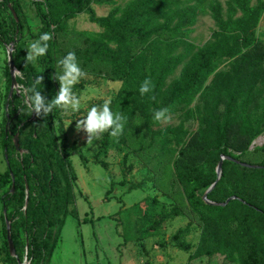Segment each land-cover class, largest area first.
Returning a JSON list of instances; mask_svg holds the SVG:
<instances>
[{"label":"trees","instance_id":"obj_1","mask_svg":"<svg viewBox=\"0 0 264 264\" xmlns=\"http://www.w3.org/2000/svg\"><path fill=\"white\" fill-rule=\"evenodd\" d=\"M94 2L114 8L106 17H98L91 8ZM34 4L42 24L36 37L43 33L52 36L48 53L35 67L25 61L27 46L17 44L24 30L18 3L0 2L20 20L12 19L8 29L0 22V40L15 44L13 57L21 74L17 82L26 96L29 86L42 76L41 94L51 100L60 87L51 79L58 58L75 52L82 76H104L109 82L121 84L110 107L128 118L120 135L122 144L128 145V135L139 120L148 138L136 152L153 151L156 155L152 157L176 156L172 186L180 188L183 207L167 212L155 198L145 199V208L133 206L131 212L136 215L140 235L136 241L154 236L168 220L182 213L201 229L191 264H264V147L250 151L264 135V41L257 36L264 0H256L255 5L252 0H227V11L216 0H132L123 8L114 0H35ZM206 11L217 31L203 48H197L189 38L200 14ZM83 13L102 32H84L67 41L68 22ZM146 78L155 87L141 96L139 86ZM10 86L11 80L8 94ZM82 89V84H75L74 95ZM23 98L14 93L8 99L4 118L8 166L0 175V192L6 186L9 189L1 196L6 215L3 212L0 219L6 237V221L11 223L15 257L7 239L5 245L12 263L23 260L18 223L22 221L30 235L32 264L37 258L48 264L69 215L77 176L70 161L73 152L65 136L60 144L55 131L54 121L63 124L62 110L38 118L27 110ZM162 107L182 121L176 126L159 127L152 115ZM189 120L196 121V129L187 126ZM11 121L14 124L8 131L6 125ZM17 134L24 153L15 159L14 154L20 153L13 142ZM79 157L86 166L85 156L79 153ZM222 157L227 160L221 180L207 199L218 205L235 198L224 207L203 200L216 182ZM25 186H29L27 212L24 203H19L7 214L15 200L25 197ZM37 188H41L39 199L35 196Z\"/></svg>","mask_w":264,"mask_h":264},{"label":"rangeland","instance_id":"obj_2","mask_svg":"<svg viewBox=\"0 0 264 264\" xmlns=\"http://www.w3.org/2000/svg\"><path fill=\"white\" fill-rule=\"evenodd\" d=\"M15 1L19 5V15L24 29L22 39L17 44L18 47L21 44L28 47L30 42L37 39L36 35L42 24L36 14L35 0ZM114 1L116 6L123 8L132 0ZM216 1L220 2L227 11V0ZM255 4L256 0H252V5ZM91 8L98 17H106L114 6L94 2ZM14 18L10 10L0 5V22L7 29L12 26ZM16 19L20 22L17 15ZM216 31L210 13L208 11L201 13L189 42L197 48H203ZM84 32L91 34L102 32L98 25L89 21L86 13L76 15L68 22L65 39L67 41L73 37L77 39V35ZM257 36L264 41V13L257 27ZM10 45L0 40V175L6 172L8 166L3 143V128L10 98L8 94L9 80H11L8 58ZM17 76L21 77L19 71ZM77 84H82L84 88L76 95L80 100V109L77 112H72L71 109L62 111V125L54 121L60 144L62 137L65 136L66 144L73 152L70 161L77 182L73 185L74 198L68 209L69 215L62 227L60 237L58 235V245L48 264H191L190 258L197 248L201 233L200 226L194 223L195 221L179 213L175 218L168 220L154 236L136 241L140 235L137 234L135 225L136 215L131 212L133 206L145 208L144 200L154 198L163 206L160 208L166 209L167 212H173L178 206L183 207L180 203L182 202L179 195L180 188L172 186L174 181L172 164L176 156L152 157L156 155L152 153L153 151L136 152V148L146 142V137L148 138L139 120L134 123L128 135L127 146L122 144L120 136L112 137L109 132H104L100 134L99 139L92 138L88 142V134L83 130L77 131L76 120L83 119L92 106H100L105 101L111 103L116 98L121 84L109 82L104 76L87 74L81 76ZM19 87L21 91L19 95L23 96L26 102V92L22 86ZM10 90L11 86L9 93ZM14 93L17 94L16 91ZM181 121L182 118L178 115H171V119L160 122L159 127L176 126ZM13 124V121L7 123L8 131ZM186 124L192 129L197 128L194 120H189ZM263 147L264 135L252 144L250 151ZM78 152L87 159L86 166L83 165ZM22 154V152L19 155L14 154V158L18 159ZM18 179H21L20 176ZM122 182H125L124 186L121 185ZM8 189L9 186H6L0 192V217L4 212L1 196L8 192ZM40 189L37 188L35 192L37 199L40 198ZM28 193L29 186H25V197H21L19 202L15 200L7 214L19 203H24L23 209L27 212ZM18 223L23 243V260L19 259L18 264L23 263L25 259L28 264H32L28 252L30 235L22 227V221ZM57 230L58 228L55 232ZM179 233V238H175ZM6 239L0 219V264H14L6 253ZM185 247H188L187 250ZM33 264H43V262L37 258ZM194 264H208V262L194 261Z\"/></svg>","mask_w":264,"mask_h":264},{"label":"clouds","instance_id":"obj_3","mask_svg":"<svg viewBox=\"0 0 264 264\" xmlns=\"http://www.w3.org/2000/svg\"><path fill=\"white\" fill-rule=\"evenodd\" d=\"M52 40L50 33H43L37 39L30 42L27 47L26 63L37 65L39 59L49 51V41ZM55 74L51 79L59 83V90L51 100L41 92L44 87L43 77H39L28 88L26 99V108L29 112L35 114L38 118L46 117L54 110L77 112L81 105L80 100L74 95L73 87L83 75L82 69L78 63L75 52H68L66 55L58 58ZM154 84L150 78H146L139 86L141 96L150 93ZM171 119L169 108L162 107L153 111L152 120L160 123ZM128 123L126 115L118 111H113L110 107V101H105L100 106H92L87 110L83 119L76 120L77 131L83 130L88 134V142L92 138L99 139L100 134L109 132L112 137H118L123 134L125 126Z\"/></svg>","mask_w":264,"mask_h":264},{"label":"water","instance_id":"obj_4","mask_svg":"<svg viewBox=\"0 0 264 264\" xmlns=\"http://www.w3.org/2000/svg\"><path fill=\"white\" fill-rule=\"evenodd\" d=\"M12 13H13V16L16 18V13L14 11H12ZM14 47H15L14 44H11L10 47L8 48L9 70H10V74H11V90H10V93H9V97L10 98L13 96V93L15 91L17 92L18 95L21 94L20 87H19V84L17 82V73H18V70H17V68L15 66L14 57H13ZM14 143H15V146H16L17 151L24 153V151H22L20 149V147H19V135L18 134L14 138ZM225 160H227L226 157H222L221 158V160H220V162H219V164H218V166L216 168V176H217L216 182L204 194L203 200L207 204H211V205H214V206L217 205L215 203L210 202L207 199V196L213 191V189L217 186V184L221 180L223 162ZM247 167H250V166H247ZM252 168H254V167H252ZM233 199H235V198H230L229 200H227V202L225 204H218L217 206L224 207V206H226ZM4 215H6V210H4ZM6 226H7V240H8V245H9L10 253H11L12 256L13 255L15 256V254H16L15 253V248H14L13 241H12V237H11V223L9 221H6ZM21 264H28L27 259H25L24 262L21 263Z\"/></svg>","mask_w":264,"mask_h":264}]
</instances>
